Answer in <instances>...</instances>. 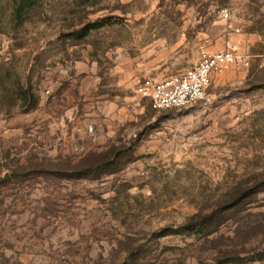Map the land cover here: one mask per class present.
Instances as JSON below:
<instances>
[{"label":"rangeland","instance_id":"374dc122","mask_svg":"<svg viewBox=\"0 0 264 264\" xmlns=\"http://www.w3.org/2000/svg\"><path fill=\"white\" fill-rule=\"evenodd\" d=\"M0 264H264V0H0Z\"/></svg>","mask_w":264,"mask_h":264},{"label":"built area","instance_id":"2783aa9c","mask_svg":"<svg viewBox=\"0 0 264 264\" xmlns=\"http://www.w3.org/2000/svg\"><path fill=\"white\" fill-rule=\"evenodd\" d=\"M222 16H230L228 9L222 10ZM239 63L232 45L213 51L205 42L200 48L198 65L166 79H145L138 86V93L158 112L187 109L205 102L214 78Z\"/></svg>","mask_w":264,"mask_h":264},{"label":"trees","instance_id":"16d2710c","mask_svg":"<svg viewBox=\"0 0 264 264\" xmlns=\"http://www.w3.org/2000/svg\"><path fill=\"white\" fill-rule=\"evenodd\" d=\"M262 175H263V174H262ZM262 175H261V177H262ZM259 188H260V187H258V189H257L256 192L259 191ZM259 193H260V191H259ZM198 217H199V216L197 215L196 217L193 218V220L196 219V218H198ZM189 224H190V223H189ZM189 224H187V225H189ZM193 226H195V227L198 226V227L200 228L199 230H200L201 232H206L205 229H201V226H203V225H198V224H197V225H193ZM187 228H192V227L189 226V227H187ZM208 231H209V230H208ZM208 231H207V232H208ZM163 237H164V236H163Z\"/></svg>","mask_w":264,"mask_h":264}]
</instances>
